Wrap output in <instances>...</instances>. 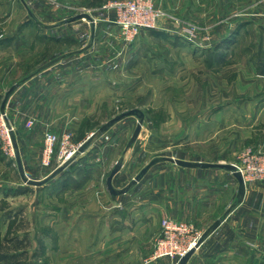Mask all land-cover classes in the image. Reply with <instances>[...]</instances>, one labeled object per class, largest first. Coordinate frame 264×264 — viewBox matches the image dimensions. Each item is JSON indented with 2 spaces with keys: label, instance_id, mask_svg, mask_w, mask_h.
Returning a JSON list of instances; mask_svg holds the SVG:
<instances>
[{
  "label": "rangeland",
  "instance_id": "374dc122",
  "mask_svg": "<svg viewBox=\"0 0 264 264\" xmlns=\"http://www.w3.org/2000/svg\"><path fill=\"white\" fill-rule=\"evenodd\" d=\"M109 1L0 0V106L20 85L8 120L0 111V264L176 263L152 259L163 215L140 214V186L191 167L159 162L113 195L106 179L115 163H123L113 180L122 188L157 155L241 164L246 149L264 150V0H153L164 11L158 27L128 41L112 17L98 21L94 38L88 19L65 22L83 11L97 15ZM64 56L73 60L57 63ZM136 106L145 121L135 141L131 115L44 185L26 183L8 152L11 124L27 175L43 178L104 122ZM47 131L59 137L49 164ZM214 169L232 187V172ZM188 223L199 238L201 223Z\"/></svg>",
  "mask_w": 264,
  "mask_h": 264
},
{
  "label": "crops",
  "instance_id": "0c3cea01",
  "mask_svg": "<svg viewBox=\"0 0 264 264\" xmlns=\"http://www.w3.org/2000/svg\"><path fill=\"white\" fill-rule=\"evenodd\" d=\"M74 58H78V64L84 60ZM69 60L73 58L64 56L57 63ZM41 74L48 79V74ZM79 88L80 84L72 90ZM225 182V174L214 168H177L173 174L153 177L140 186L143 189L139 193V212L143 216L146 212L162 213L163 218L201 223L200 235L215 219L222 218L219 227L196 248L187 264H264L259 248L264 237V183L247 184L243 200L233 203L232 198H238V181L232 175L228 178L232 187H224ZM143 216L141 219L147 220ZM157 262L177 264L172 260Z\"/></svg>",
  "mask_w": 264,
  "mask_h": 264
},
{
  "label": "built area",
  "instance_id": "2783aa9c",
  "mask_svg": "<svg viewBox=\"0 0 264 264\" xmlns=\"http://www.w3.org/2000/svg\"><path fill=\"white\" fill-rule=\"evenodd\" d=\"M91 14V13H90ZM164 11L157 6L153 0H111L104 4L103 9L97 15H92L98 23L105 17H112V20L120 27L125 40H132L140 29L158 27ZM3 115V114H2ZM4 116V115H3ZM35 121L30 119L28 124ZM9 127V126H8ZM10 132V128H9ZM6 134L11 139L10 134ZM68 140V135L63 136V143ZM58 135L53 131H47L44 135L43 155L46 164L50 163ZM9 153L14 154L12 140L8 143ZM77 151V147L66 155L61 163L70 158ZM65 153V151L60 155ZM242 171L246 183L264 182V150L248 148L244 151L241 164H236ZM162 235L158 239L152 259L160 256L176 259L179 258L193 245L198 237L193 236V231L188 221L174 217L162 219ZM261 252L264 254V242L261 243Z\"/></svg>",
  "mask_w": 264,
  "mask_h": 264
},
{
  "label": "water",
  "instance_id": "95a60500",
  "mask_svg": "<svg viewBox=\"0 0 264 264\" xmlns=\"http://www.w3.org/2000/svg\"><path fill=\"white\" fill-rule=\"evenodd\" d=\"M86 18L90 21L91 25V37L94 38L96 34V29H97V23L94 19V17L86 12H80L75 15H72L68 18L65 19V22H72L78 19ZM19 84L14 83L5 93L1 106H0V111L4 115V117L8 120L7 113H6V106L7 103L13 94V92L18 88ZM135 115L137 117V124L136 127L133 131V134L130 139V143L135 141L139 134L141 133L143 123L145 121V112L140 108L139 106L129 108L126 110H123L110 119H108L106 122H104L96 131L92 132L91 134L88 135L86 139H84L78 146L77 152L83 153L85 152L95 141L96 139L101 135L107 132L112 126H114L116 123L119 121L123 120L124 118ZM10 128V136L12 140V145L14 148V153H15V158H16V163L17 167L19 170V173L22 177V179L32 185H44L54 177H56L60 172H62L74 159V157H70L67 160H65L63 163L55 167L49 174H47L43 178H32L27 175L26 169L24 167V163L22 160L21 152H20V147L19 143L17 140V131L14 130V128L9 124ZM162 161H169L176 163L182 167H192V168H223L226 170H229L233 173V175L236 177L238 181V200L242 201L245 194H246V189H247V183L244 178V175L242 171L237 167L236 164L234 163H227V162H210V161H203V160H188L184 158H179L175 156H170V155H157L154 156L146 165H144L140 171L132 178V180L124 187L122 188H117L114 186L113 180L115 175L121 170L123 163L121 161H117L110 171L107 179H106V184L109 192L113 195H118L127 192L134 184L139 182L145 174L149 171V169L154 166L155 164L162 162ZM222 223V218L219 217L213 221L199 236L197 239L195 245L190 247L178 260L177 264H187L188 260L190 257L193 255L195 252L196 248L211 234L213 233L219 225Z\"/></svg>",
  "mask_w": 264,
  "mask_h": 264
},
{
  "label": "bare ground",
  "instance_id": "6f19581e",
  "mask_svg": "<svg viewBox=\"0 0 264 264\" xmlns=\"http://www.w3.org/2000/svg\"><path fill=\"white\" fill-rule=\"evenodd\" d=\"M2 116H3V115H2ZM3 117H4V116H3ZM7 133L10 134V132H9V127H7Z\"/></svg>",
  "mask_w": 264,
  "mask_h": 264
}]
</instances>
